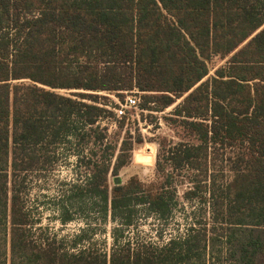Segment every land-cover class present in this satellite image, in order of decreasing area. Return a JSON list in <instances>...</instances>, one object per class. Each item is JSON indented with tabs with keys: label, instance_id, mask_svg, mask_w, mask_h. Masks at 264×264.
Listing matches in <instances>:
<instances>
[{
	"label": "trees",
	"instance_id": "16d2710c",
	"mask_svg": "<svg viewBox=\"0 0 264 264\" xmlns=\"http://www.w3.org/2000/svg\"><path fill=\"white\" fill-rule=\"evenodd\" d=\"M215 57L225 63L208 76ZM134 88L141 110L176 103L163 118L178 140L157 142L149 179L117 184L142 139L109 134L116 105L99 93ZM216 150L230 152L229 176L207 184ZM63 154L83 178L62 222L72 202L97 206L108 252L32 231L24 178ZM180 198L208 203L202 223L161 242L135 235L141 218L166 224ZM0 264H264V0H0Z\"/></svg>",
	"mask_w": 264,
	"mask_h": 264
},
{
	"label": "rangeland",
	"instance_id": "374dc122",
	"mask_svg": "<svg viewBox=\"0 0 264 264\" xmlns=\"http://www.w3.org/2000/svg\"><path fill=\"white\" fill-rule=\"evenodd\" d=\"M225 60L218 57L213 58L209 63L208 76L213 75L214 70L223 65ZM57 91L68 96L74 92H83L65 89ZM119 93L120 97L115 93L101 92L99 94L107 96L113 105H117L118 102L122 103L130 95L139 98L140 103L142 93L136 88ZM139 103L136 108L126 110V115L121 118L116 116L113 110L115 107L107 106L110 114L107 113L101 122V125L108 128L109 134L119 130L120 137L130 135L136 139L139 135L142 139V143L132 151L130 162L116 175L122 182L130 176H136L141 180L149 179L155 168L157 142L161 139H164L165 142L178 140L177 129L163 118L176 103L160 113L141 110ZM146 147L153 148V156L149 163L137 160L138 153ZM229 153V151L224 150L210 151L205 174L203 172L204 166H201L200 179L205 180L207 184L214 179L215 185H219L223 180L228 179L229 172L227 171L226 159H228ZM61 156L53 170L30 172L24 178L22 198L30 215L32 231L40 238L63 239V246L66 249H71L76 239L84 238L72 251L81 247H89L98 252H108L111 246L110 230L112 223L109 219L107 222H103L97 206L93 207L90 202L86 203V201L81 204L72 202V206H67L72 215V220L66 223L62 222L64 215L61 207L66 203L69 184L77 178L82 180L83 177H79L75 157L65 154ZM191 186L192 184L187 182L178 186L179 197L186 188ZM179 201L174 216L166 224H160L153 217L141 218L133 230L135 235L146 241L161 242L171 235H180L190 223H202L201 217L208 210L206 208L207 202L202 203L197 198L189 203L181 198Z\"/></svg>",
	"mask_w": 264,
	"mask_h": 264
},
{
	"label": "built area",
	"instance_id": "2783aa9c",
	"mask_svg": "<svg viewBox=\"0 0 264 264\" xmlns=\"http://www.w3.org/2000/svg\"><path fill=\"white\" fill-rule=\"evenodd\" d=\"M139 98H136V96H127L122 103L118 102L116 107L113 109L116 116L121 118L126 115L125 111L134 109L138 106Z\"/></svg>",
	"mask_w": 264,
	"mask_h": 264
},
{
	"label": "water",
	"instance_id": "95a60500",
	"mask_svg": "<svg viewBox=\"0 0 264 264\" xmlns=\"http://www.w3.org/2000/svg\"><path fill=\"white\" fill-rule=\"evenodd\" d=\"M114 181H115V183H117V184L120 182L118 177H115V180H114Z\"/></svg>",
	"mask_w": 264,
	"mask_h": 264
}]
</instances>
